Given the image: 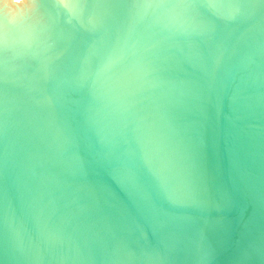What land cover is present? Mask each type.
<instances>
[{
	"label": "water",
	"instance_id": "obj_1",
	"mask_svg": "<svg viewBox=\"0 0 264 264\" xmlns=\"http://www.w3.org/2000/svg\"><path fill=\"white\" fill-rule=\"evenodd\" d=\"M0 264H264V0H0Z\"/></svg>",
	"mask_w": 264,
	"mask_h": 264
}]
</instances>
